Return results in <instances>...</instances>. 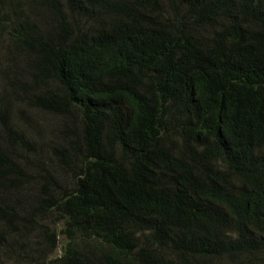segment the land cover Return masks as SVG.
Here are the masks:
<instances>
[{"label":"trees","instance_id":"trees-1","mask_svg":"<svg viewBox=\"0 0 264 264\" xmlns=\"http://www.w3.org/2000/svg\"><path fill=\"white\" fill-rule=\"evenodd\" d=\"M1 36L61 120L48 169L10 125L36 182L0 136L8 222L64 220L50 264H264V0H0Z\"/></svg>","mask_w":264,"mask_h":264},{"label":"rangeland","instance_id":"rangeland-1","mask_svg":"<svg viewBox=\"0 0 264 264\" xmlns=\"http://www.w3.org/2000/svg\"><path fill=\"white\" fill-rule=\"evenodd\" d=\"M12 46L9 38L0 37V100L2 97L5 100V109L0 107V136L4 138L3 142L9 141L12 142V146H19L18 155L22 161L24 175L32 182H36L39 178L42 179L43 174L39 160L27 149L31 148L30 146L26 148L18 143L19 139H16V135H12L9 130L10 125L18 126L24 132V137L30 139L29 143L36 149L38 157L45 160L44 166L48 169L55 166L51 147L59 140L61 120L58 116L38 111L31 105L28 100L30 95L26 93L30 91L31 83L25 69L27 66L25 56L14 51ZM31 192L23 203L11 198L17 205L16 208L20 209L19 216L22 218L28 216L36 188L33 187ZM56 212L57 210H54L52 214L33 216L34 224L25 225L23 223L25 219L15 218L9 223L11 216L0 211V264H50L52 261L54 263L63 254L64 240V234L61 232L64 220L58 221ZM52 231H55L58 238L56 247L51 246L48 235V232L51 234Z\"/></svg>","mask_w":264,"mask_h":264}]
</instances>
